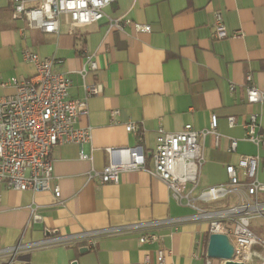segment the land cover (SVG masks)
<instances>
[{
	"label": "crops",
	"instance_id": "crops-1",
	"mask_svg": "<svg viewBox=\"0 0 264 264\" xmlns=\"http://www.w3.org/2000/svg\"><path fill=\"white\" fill-rule=\"evenodd\" d=\"M105 12L102 20L74 31L64 19L58 33H45L13 20L9 0L0 1V81L35 73L34 64L23 57L30 49L54 58V69L70 75L72 98L86 96L81 74L86 54H95L98 63L97 71L87 74V82L103 85L101 94L88 99L89 114L76 123L93 129L92 142L84 146L93 159H81L78 144L53 150L52 185H60L62 202L53 191H16L0 183V264H157L160 247L171 251L167 264L206 263L209 223L179 205L160 178L129 170L117 183L88 180L91 169L101 170L109 163L107 148L137 145V135L126 130L129 122L143 128L150 163L159 128L175 133L191 123L204 129L216 113L221 139L219 145L211 135L205 139L201 188L227 182V165L258 151L262 156L258 176L264 180V152L244 140V123L251 114H258L264 124V104L249 103L246 95L249 74L252 83L264 89V0H117ZM217 13L229 34L239 36H212ZM108 17L128 18L149 25L150 31L134 26L109 29ZM13 92V87L0 88V98ZM115 109L119 114L113 120ZM230 116L236 117L234 126ZM231 138L238 139L236 151L229 150ZM36 205L40 217L32 219L30 206ZM165 219L182 220L152 229L162 236L159 242L142 244L136 231L99 237L92 247L74 241L24 249L14 256L7 252L20 239L30 243L50 235ZM212 264L224 262L212 259Z\"/></svg>",
	"mask_w": 264,
	"mask_h": 264
},
{
	"label": "built area",
	"instance_id": "built-area-1",
	"mask_svg": "<svg viewBox=\"0 0 264 264\" xmlns=\"http://www.w3.org/2000/svg\"><path fill=\"white\" fill-rule=\"evenodd\" d=\"M1 1V0H0ZM117 0H9L12 19L21 20L29 28L45 33H58L62 20H67L74 31L77 28L96 23L105 18V9ZM109 18V29L122 30L134 26L138 31H150L149 25H141L128 18ZM25 30V28H21ZM215 39L239 36L229 34L223 17L216 14L213 25ZM26 61L35 66V73L27 78L12 77L0 81V88L13 87L14 92L0 98V183L8 189L31 191L34 193L53 191L61 201L59 184L52 185L54 179L53 150L63 144H78L80 158L92 160L91 152L84 149L93 138V129L77 127L78 118L89 114L88 99L102 93L103 85L86 80L89 72L97 71L95 54H86L81 71L84 77L85 98L70 97L72 79L70 75L54 69L56 60L40 56L26 49ZM247 101L264 104V89L256 87L252 75L247 76ZM235 89L234 85L231 87ZM119 110L111 111L113 120ZM234 126L236 117L228 118ZM219 117L210 116L209 126L197 129L187 123L182 131L167 132L159 128L156 144L151 152V161L144 151V133L139 123L129 122L126 130L137 135L136 146L107 148L109 163L101 170L91 169L88 180L100 183H117L120 174L129 170H144L160 178L168 187L174 200L195 211L193 217L209 223L208 236L213 233L226 234L234 245L233 260L246 264H264V180L258 176L262 156L243 155L237 164L226 167L228 181L201 188L200 176L205 164V139L211 135L219 145ZM244 140L254 143L264 152V124L258 114H251L244 123ZM238 139L231 138L230 151H236ZM227 202L226 206H216ZM1 203V197H0ZM31 218H39L38 205L30 206ZM184 219V218H182ZM182 219L142 221L118 227L87 230L77 235L47 236L45 239L25 243L23 239L7 249L11 255L24 249H35L48 245L85 241L89 247L95 246L99 237L140 232V243L159 242L162 236L154 228ZM255 219H261L256 223ZM253 228V229H252ZM163 247L157 250V264H167ZM199 257L198 251L194 253ZM205 264H212L207 255Z\"/></svg>",
	"mask_w": 264,
	"mask_h": 264
},
{
	"label": "water",
	"instance_id": "water-1",
	"mask_svg": "<svg viewBox=\"0 0 264 264\" xmlns=\"http://www.w3.org/2000/svg\"><path fill=\"white\" fill-rule=\"evenodd\" d=\"M207 256L212 259H221L224 264H246L233 260L234 245L232 240L226 234L222 233H213L210 235L207 246Z\"/></svg>",
	"mask_w": 264,
	"mask_h": 264
},
{
	"label": "rangeland",
	"instance_id": "rangeland-1",
	"mask_svg": "<svg viewBox=\"0 0 264 264\" xmlns=\"http://www.w3.org/2000/svg\"><path fill=\"white\" fill-rule=\"evenodd\" d=\"M261 219H255L256 223H259ZM253 229V228H252Z\"/></svg>",
	"mask_w": 264,
	"mask_h": 264
},
{
	"label": "trees",
	"instance_id": "trees-1",
	"mask_svg": "<svg viewBox=\"0 0 264 264\" xmlns=\"http://www.w3.org/2000/svg\"><path fill=\"white\" fill-rule=\"evenodd\" d=\"M207 240H208V234H207Z\"/></svg>",
	"mask_w": 264,
	"mask_h": 264
}]
</instances>
